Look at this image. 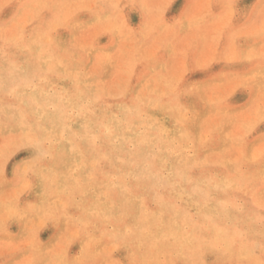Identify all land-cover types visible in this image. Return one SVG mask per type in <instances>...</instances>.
Returning <instances> with one entry per match:
<instances>
[{
  "label": "rangeland",
  "instance_id": "rangeland-1",
  "mask_svg": "<svg viewBox=\"0 0 264 264\" xmlns=\"http://www.w3.org/2000/svg\"><path fill=\"white\" fill-rule=\"evenodd\" d=\"M0 264H264V0H0Z\"/></svg>",
  "mask_w": 264,
  "mask_h": 264
},
{
  "label": "bare ground",
  "instance_id": "bare-ground-1",
  "mask_svg": "<svg viewBox=\"0 0 264 264\" xmlns=\"http://www.w3.org/2000/svg\"><path fill=\"white\" fill-rule=\"evenodd\" d=\"M192 32V31H191ZM150 55V54H149ZM252 76V75H251ZM142 201V200H141ZM160 201V200H159ZM174 211V210H173Z\"/></svg>",
  "mask_w": 264,
  "mask_h": 264
}]
</instances>
